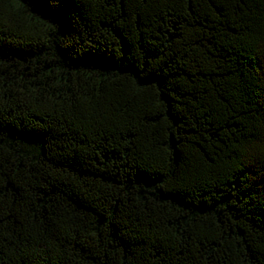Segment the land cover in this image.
<instances>
[{
    "label": "trees",
    "instance_id": "obj_1",
    "mask_svg": "<svg viewBox=\"0 0 264 264\" xmlns=\"http://www.w3.org/2000/svg\"><path fill=\"white\" fill-rule=\"evenodd\" d=\"M264 0H0V264H264Z\"/></svg>",
    "mask_w": 264,
    "mask_h": 264
},
{
    "label": "snow or ice",
    "instance_id": "obj_2",
    "mask_svg": "<svg viewBox=\"0 0 264 264\" xmlns=\"http://www.w3.org/2000/svg\"><path fill=\"white\" fill-rule=\"evenodd\" d=\"M260 150H261L262 152H264V145H261Z\"/></svg>",
    "mask_w": 264,
    "mask_h": 264
}]
</instances>
